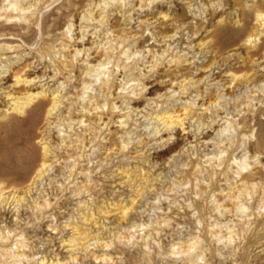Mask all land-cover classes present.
<instances>
[{"label": "rangeland", "instance_id": "rangeland-1", "mask_svg": "<svg viewBox=\"0 0 264 264\" xmlns=\"http://www.w3.org/2000/svg\"><path fill=\"white\" fill-rule=\"evenodd\" d=\"M145 4L142 0H43L36 7L39 11L35 9L34 28L24 39H0V71L20 52L32 61L39 52L44 54L39 73L51 65L50 74L60 59L70 60L75 70L56 85L72 99L63 104L62 119L56 121L62 127L53 124L50 138L54 146L63 138L69 146L56 148V162L20 203L14 195L24 196L27 184L18 172L4 173L1 169L8 160L0 157V264H42L43 260L44 264H197L190 258L198 250L205 251L198 264H264V143L258 144L264 140V34L259 41L246 42L261 28L255 17L263 13L264 0H157L150 9ZM21 26L26 24H18L17 30ZM166 35L171 42H163ZM6 43L20 48L3 53ZM65 43L70 50L61 46ZM96 47L113 54L104 71L82 75L88 62L104 58ZM76 49L82 51L75 57ZM177 56L180 63L173 61ZM33 73L27 76L34 77ZM109 76L117 82L105 101L100 86ZM185 79L189 86L182 89ZM197 80L202 81L190 84ZM223 93L227 99L212 108L214 115L186 119L185 129L177 126L170 132L156 120L165 108L184 115L182 102L207 107ZM94 95L106 106L86 115L80 106ZM112 106L117 112H111ZM0 109H6L1 97ZM2 110L0 143L12 133L3 124L14 118ZM212 118L214 127L207 124ZM85 124L97 126L92 133L86 132ZM18 128V137H23L26 127ZM159 129L162 132L156 135ZM196 132H204L200 136L204 138L196 139ZM240 134L246 135L247 149L241 154L250 153L247 172L256 175V186L243 198L247 210L218 215L212 201L223 199L224 177L209 181L207 189L201 175L189 178L186 170L196 161L205 166L204 155L218 152L203 142ZM33 143L42 160L43 144ZM257 152L262 155L255 160ZM143 169L148 176L142 177ZM123 208H130L128 221ZM134 223L140 227L128 229ZM212 231L224 238L218 241ZM195 236L200 238L198 250L191 253L185 243Z\"/></svg>", "mask_w": 264, "mask_h": 264}, {"label": "bare ground", "instance_id": "bare-ground-1", "mask_svg": "<svg viewBox=\"0 0 264 264\" xmlns=\"http://www.w3.org/2000/svg\"><path fill=\"white\" fill-rule=\"evenodd\" d=\"M44 1H46V0H44ZM112 1H116V0H112ZM142 1L146 2V4H145L147 6L146 8L150 9L151 8L150 6H152L154 3H156L157 0H142ZM42 2H43V0H0V39L11 40V39H14V37L15 38L21 37L24 39L25 35L27 36V30L31 29L34 25V19L36 18V13H37V11H39L36 7L38 5H40ZM126 3H127V1H126ZM35 9H37L36 12H35ZM259 10H261V9L259 8ZM256 11H257V9H256ZM68 13H70V12H68ZM87 14H91V12L87 11ZM255 18H256L255 19L256 23L259 24L262 29L258 28L255 30L256 33L258 32L257 37L255 35H251L250 38L246 39V42H248V44L253 43L254 39L258 40L259 36H261V34H264V11H263V13L258 12ZM18 24H20V25L26 24V26L25 27L21 26L22 28L20 30H17ZM37 25L38 24H36V26ZM259 25H258V27H259ZM2 27H5L6 29L2 28ZM71 28H72V25H69L70 30H71ZM23 29L25 32L22 31ZM30 31L31 30H29V32ZM68 33H70V32H68ZM61 35H62V33H61ZM169 36L170 35L164 36L163 42H165V43L171 42L167 39V38H169ZM254 36H255V38H252ZM83 38L84 37H82V39ZM61 46H63L64 48H68V47L70 48V46H68L66 43L62 44ZM2 47H3L2 48L3 53L7 52L8 54L15 53L20 48L19 45H14V44L10 45V43L9 44L6 43ZM96 48H99V47H96ZM111 48H112V46H111ZM99 50L105 59L103 58V60L102 59L98 60L97 61L98 63H95V64L94 63L91 64L87 60H85V63L88 62V64L87 65L85 64L86 68L83 70L82 75L87 76L88 73H91L93 71H95V72L97 71V73H99L100 71H104V69L106 68V64H107L106 60L110 57V53L113 54V52H112V50H109L108 48L102 49V51L99 48ZM81 51H82L81 49H76V53L74 56L75 57L78 56L81 53ZM100 52H99V54H100ZM30 53L31 52H29L28 55ZM97 53H98V50H97ZM26 56H23V53L20 52L15 57L9 58L8 59L9 65L7 64V66H5V68H4V70L0 71V97L3 99V101L6 104V109H4V110L0 109V110H2L3 112H6L5 113L6 116L7 115L9 116L11 114L14 115V118L12 120L5 122L3 124V127L7 128V129L12 128V133L10 132L3 139L4 142L0 143V157H7L6 159L8 160L7 164H5V166H4L5 170L4 169H1V170L5 171L4 173H6V172H10V173L18 172L19 175L25 180L27 185L25 186L26 189L24 188L25 189L24 196H20V195L17 196L16 194L14 195V196H16L14 198V201L15 202L17 201L18 203L23 201L22 199H24L26 193H28V192L30 193L32 191L35 184H37L39 182V180L43 179L46 176L45 174L48 172V169L50 167H52L53 164L56 162L53 159L55 157L54 153H55L56 148L61 149L60 146L68 145V144H65L66 140L63 138L60 142L61 144H59L58 146H54V144L51 143L50 138L52 136V125L53 124L58 125V127H62V125L58 124V122H59L58 119H60V120L62 119L61 116H62L63 104L67 103V101L69 99H72V96L69 95L70 93L69 94L67 92L64 93L62 91V88H61V90H59V87L56 88V85L61 81V78L63 79V78L72 77V75L75 71L74 67H73L74 65L71 66V64L69 62L70 60L68 61L67 59H60L59 65L57 66V68H54V70L51 71L50 74H47L48 73L47 70H48V68L52 67L51 65H46L45 66L46 69L44 68L45 71L42 73H39V72H41V70L38 71V69H39V66L41 64V60H43V58H44V54L43 53L41 54L39 52V54L37 55L36 58H38V59L40 58V60L37 59L35 61L34 60L32 61L31 60L32 58H28ZM89 58H91V57H89ZM180 58H181V56H177L176 58L173 59V61L176 60L178 63H180ZM15 64H17V65H15ZM29 72H34L33 74L35 76L34 77L29 76L28 77L27 74ZM125 72H126V70H125ZM92 76H95V75L93 74ZM124 76H125V74H124ZM230 76H232V80L235 81L236 75L233 73V74H230ZM190 80H193V78H191ZM9 81H11L12 83H10ZM199 81H202V80L193 81L190 84H195ZM53 82H54V84H53ZM116 82L117 81L114 80V78H111L110 76H109V78H107L101 82V86H100L101 89L100 90H102V93H104L103 96L106 97L105 101H108L110 99V96L113 94V93H111V91H112L113 87H115L114 85L116 84ZM189 82H188V79H185L184 81H182L181 82L182 89L187 88V86H189ZM62 83L63 82H61V85H62ZM51 84H53V85H51ZM74 84H77V83H74ZM59 86H60V84H59ZM85 86H86V82H83L82 88H83L84 94H86V90H87L85 88ZM122 87L123 86H121V88ZM126 91H127V89H126ZM141 91H143V90H141ZM73 94H75V93H73ZM136 97H137V95H136ZM226 99H227L226 94H224V93L220 94V97L217 99V101L216 102L214 101L215 102L214 104L212 103L208 106L206 105L207 107H205L204 105L197 106L195 101H193L191 103H189L190 101H186V102L184 101V102H182L183 107L181 106V108H183L182 111H184V115L182 114L183 112H181V111L180 112L182 115H180V113L176 109L165 108L162 111H159V113L157 112L158 114L156 115V120L160 121L162 123V126L164 125L163 126L164 130L165 129L170 130V132L174 131V130L171 131V129H174L177 126L185 129L184 127L186 124L185 123L186 119H188V120L192 119L195 115H197V117H195V118L202 117L204 115H208L210 112L212 113L214 108L216 109L218 107V105H220L221 101L226 100ZM100 101L101 100L99 99V97L95 98V95H94V98L93 97L90 98V100L87 104L80 106V108H81L80 110H82L83 112L85 111L84 114L90 115L91 111H93L94 109L100 110L106 106V104L102 105ZM66 105H68V103ZM112 105H114V104H112ZM107 106H109V103ZM114 106L110 107L111 112H115L117 110V107H114ZM63 109H64V107H63ZM177 109H179V108H177ZM74 113H76V112H74ZM212 115H214V113H212ZM232 118H233V116H232ZM57 120H58V122H56ZM63 121H64V119H63ZM214 121H215V119H213V118L211 121H207L208 126L214 127L213 126L215 123ZM80 122H83V119ZM234 123H236V122H234ZM19 124L26 127V129L24 130V133H23V137H18V135H17V132L20 129V128H18ZM123 124L124 123L120 121V125L124 126ZM223 124H221V125H223ZM247 125H248V123H247ZM84 126H86V132L90 131L93 133L94 130L96 129L97 125H95L94 127L93 126L89 127L85 124ZM226 127H227V125H226ZM245 127H247V126H245ZM53 130H54V127H53ZM225 130H227V129H225ZM236 131H238V129ZM161 132H162V129H159V131L157 130L156 135H159V133H161ZM203 133L204 132H202V133L198 132L196 135L197 138L196 137L195 138L199 139V140L203 139L204 136H203V138H200L201 134H203ZM222 134H224V130L221 131V135ZM208 138H209V135H208ZM34 140H38L39 143L43 144L42 160L39 159V157L36 155L35 149L32 148L33 146L31 147V145H34V143H33ZM166 140H168V138ZM211 140H213L215 142H212ZM210 141L212 143H210ZM262 142L264 143V140H260L258 144L261 145ZM203 143H205L206 145H208V144L213 145L218 150V152H216V153L212 152L210 154L208 153V154L204 155V157H207V159L204 161V163H206L205 166L203 165V162H200V161H196L195 163H193L191 168H188V170H186L187 176L189 178H193V176L197 177V175H199V176L201 175L202 176L201 180H203V184L205 185L204 187H206L207 189L210 186L209 184H207L209 181L212 182V181L216 180L217 178L224 177L223 178L225 180L224 185H226V187L221 189V192L223 194V199L218 200V199L214 198V194L212 196V198H214L212 201V203L214 205V212L217 213L218 215L219 214L225 215L226 213H229L233 210H235L236 212H239V213L244 212L245 210H247V208L245 207V203L243 202V198L246 196H250L252 194L251 189H253L256 186L255 182L257 179L255 174H251V173L249 174L247 172L248 171L247 169H249L251 167V164L248 163V158H249L250 153L247 150V152H244L241 154L242 151L247 149L246 148L247 147L246 146V144H247L246 143V135H242V134H240V136L239 135H237V136L232 135L230 137L228 136V137H224L223 139H219L218 141H216L214 139H210V140L208 139V141L206 140V142H203ZM261 155H262L261 153L257 152L256 154H254L253 158H255V160H256L257 157H261ZM185 166H189V164H185ZM136 173H137V176H139L138 175L139 172H136ZM141 173L143 174L142 177L147 175L144 169L141 170ZM244 173L245 174L248 173V174L244 175ZM128 178H129V176H128ZM144 179H148V178L146 177V178H143V180ZM197 179H200V178L197 177ZM138 180H141V179L139 178ZM2 188H3V183L0 182V198H1V196H3V193L1 191ZM207 189H205L206 191L204 190V192H203L204 194H206L208 192ZM211 192L212 191L209 192L208 198H210ZM197 193L203 194L202 192H197ZM197 193H195L196 196H197ZM7 200L8 199H6V201ZM221 201H223V202L221 203ZM115 206L117 207L116 204H115ZM120 208H122V207H120ZM129 209L125 208L124 212H123L124 214L122 213L123 217L125 218L126 221L129 220V216L131 215V213H129ZM120 211H122V210H120ZM134 227H140V225H137L135 223L130 224V226H128V229L134 228ZM211 235L216 237L218 239V241H221L224 238V237H222V235H219L217 233V231H212ZM81 236H82V239H84V240H86V238L88 237L87 234H84V233H82ZM94 239L98 240L100 238L94 237ZM198 239H200V238L195 236V237L189 238L186 241L185 244L188 247L189 251L192 250L191 253L194 252L195 250H198V249H196L198 247L197 246L198 245ZM87 247H88V245H87ZM8 251L9 250H7L6 252H8ZM198 251H197V254L195 255V257H193V258L191 257L192 259L189 257L191 262L198 264L200 262V260L203 259L202 256L204 255L205 251H201V252L200 251L198 252ZM194 254H192V255H194ZM21 256L18 255L17 257L21 258ZM98 259H99V256H98V258H96V260H98ZM44 263H45V260L42 261V264H44Z\"/></svg>", "mask_w": 264, "mask_h": 264}]
</instances>
